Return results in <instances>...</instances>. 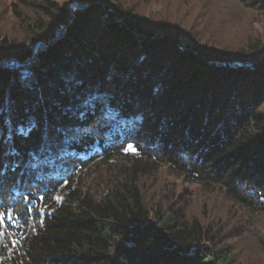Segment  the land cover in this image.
Masks as SVG:
<instances>
[{
	"label": "trees",
	"instance_id": "16d2710c",
	"mask_svg": "<svg viewBox=\"0 0 264 264\" xmlns=\"http://www.w3.org/2000/svg\"><path fill=\"white\" fill-rule=\"evenodd\" d=\"M261 53L264 0H0V264H264Z\"/></svg>",
	"mask_w": 264,
	"mask_h": 264
},
{
	"label": "snow or ice",
	"instance_id": "6c2138e0",
	"mask_svg": "<svg viewBox=\"0 0 264 264\" xmlns=\"http://www.w3.org/2000/svg\"><path fill=\"white\" fill-rule=\"evenodd\" d=\"M31 131H32V127L30 126L21 127L19 129V135L23 137H27ZM124 150L128 151V150H135V149L133 148V145L129 144ZM36 166L37 165H33V167H36ZM6 215H8L7 206H3L2 208H0V223L3 222ZM8 218L11 219V216L8 215ZM2 234L3 233L0 232V235Z\"/></svg>",
	"mask_w": 264,
	"mask_h": 264
},
{
	"label": "rangeland",
	"instance_id": "374dc122",
	"mask_svg": "<svg viewBox=\"0 0 264 264\" xmlns=\"http://www.w3.org/2000/svg\"><path fill=\"white\" fill-rule=\"evenodd\" d=\"M58 1L66 3V4L71 5V6H78V4H79V0H58ZM154 9H159V7H154ZM256 26L259 29H261L258 23L256 24Z\"/></svg>",
	"mask_w": 264,
	"mask_h": 264
},
{
	"label": "water",
	"instance_id": "95a60500",
	"mask_svg": "<svg viewBox=\"0 0 264 264\" xmlns=\"http://www.w3.org/2000/svg\"><path fill=\"white\" fill-rule=\"evenodd\" d=\"M264 53H261L259 56L263 55Z\"/></svg>",
	"mask_w": 264,
	"mask_h": 264
}]
</instances>
